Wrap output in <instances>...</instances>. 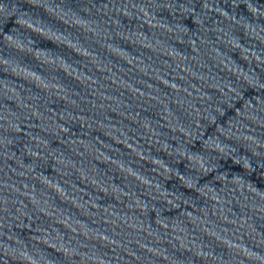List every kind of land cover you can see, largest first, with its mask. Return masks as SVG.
I'll return each mask as SVG.
<instances>
[{"label": "water", "instance_id": "95a60500", "mask_svg": "<svg viewBox=\"0 0 264 264\" xmlns=\"http://www.w3.org/2000/svg\"><path fill=\"white\" fill-rule=\"evenodd\" d=\"M0 264H264V0H0Z\"/></svg>", "mask_w": 264, "mask_h": 264}]
</instances>
